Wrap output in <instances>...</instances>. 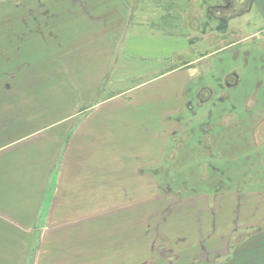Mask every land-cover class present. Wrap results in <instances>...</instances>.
I'll return each mask as SVG.
<instances>
[{
	"label": "rangeland",
	"instance_id": "374dc122",
	"mask_svg": "<svg viewBox=\"0 0 264 264\" xmlns=\"http://www.w3.org/2000/svg\"><path fill=\"white\" fill-rule=\"evenodd\" d=\"M248 2L249 0H233L235 9H251L244 15L235 17L220 12L221 7L226 5V0H123L122 4L120 0H92V3L89 0H0V10L6 11L8 16H2L1 22L13 17L14 7H20V17L26 15L23 19L30 23L24 24L31 25L35 31L37 27L41 28L42 36L37 33V37L45 40L42 28L47 29L50 44H61V39H70L68 46L79 43L75 41L77 34L68 25L73 24V20L68 17L73 18L72 14L75 13V18L84 21L83 16L89 14L91 18L94 16L96 25L98 21H106L112 17L116 27H120L124 17L114 9L113 14L109 11L112 7L120 9L121 4L128 25L121 43L117 46L111 75L103 85L102 92L100 91L104 97L102 100L161 78L166 73L175 72L174 70L183 73L186 70L190 78L186 101L192 110L188 111L183 107L176 116L169 114L170 117L164 125V114H156L153 120L144 123V136L138 137L141 144H146L145 149L147 146L156 148L158 137L155 134L161 132L160 140L163 139L166 143L169 141L164 150L167 152L165 159L156 167L150 166L149 163L154 162L148 158L152 152L146 150L147 153H133L135 145L129 144L130 154L127 153L128 147L121 151L127 157L142 156L144 170L135 171L130 161L122 165L115 163L111 170V191L103 193V196L106 194L112 198L113 205H116V200L122 195L119 190L125 194L123 204L133 205L140 202L141 196L140 205L144 208H139L138 211H145L139 224H135L138 229L122 235V242L115 233L106 241L105 237L101 238L96 246L92 247H85L82 242L81 246L64 242L62 238L57 242L47 240V251H43L45 256L51 257L52 255L48 254L57 252L59 248L61 252L57 264H89L88 260L93 258L99 264L100 260H104L105 252H122L124 256L127 250L129 254L123 257V262L127 260L129 264H213L214 256L209 252L214 251L218 245L215 250L219 249V254L222 255L218 264H264V222L251 225L254 218L264 219V178L260 177L264 174V123L258 132L256 129V144L253 141L255 136L252 138L250 134L242 136V140H239L237 128L226 129L223 133V126L219 122V110L222 106H229L230 102L236 100V91L224 88V74L233 71L241 73L242 57L248 61V57L256 56L250 62L257 66L255 72L258 76L261 75V68H264L261 62L264 59V0H254L251 7ZM125 3L129 6L127 11ZM223 17L226 20L222 19ZM57 18L59 20L56 24L46 27L48 22ZM15 29L17 28H13L10 33L7 31V41L13 38ZM120 33L116 32L114 38ZM1 51L6 53L4 49ZM249 51L250 56L244 54ZM235 52L240 57L238 60L233 58ZM21 53L29 58L37 57L35 49L31 50L28 46H24ZM48 53L46 50V57L49 56ZM5 72L2 68L0 75L3 76ZM255 72L252 73L256 75ZM208 88L214 91L215 96L209 104L204 105L203 100L207 96L203 97V94H206ZM50 109L54 110L55 107ZM220 124L221 130L217 127ZM210 132L212 135L207 136ZM223 135L233 136L228 139L230 143L227 145L238 152H228L222 148V143L219 145ZM81 151L82 149L69 151L72 158L68 170L74 171L79 167L85 170V157H78ZM212 154L216 159L208 161ZM228 156L231 159L235 157L236 160L219 159ZM226 164H229L228 170L224 169ZM232 165L235 173L230 169ZM226 171L231 175L232 182L217 184L216 175H227ZM246 173L250 175V187L239 185L240 188L242 186L246 189L241 191V198L238 196L241 193H234L240 198L237 203V209L238 206L240 209L236 211L238 216H227L218 220L216 214H213V224L202 223V218L210 220L211 213H216L215 209L205 212L208 194L214 196L217 188H228L240 180V175H247ZM71 184L72 182H68L65 186V189L70 190L65 197L60 198L58 195L57 200L64 205L57 220L68 215L70 204L78 200L74 199L76 194L71 191ZM106 184L108 185L109 181ZM132 186H139L137 190L144 188L145 192H136ZM126 189L128 191H124ZM81 194L83 197L91 195ZM93 195L95 199L102 194ZM234 195L224 197L232 204ZM99 205L107 204L100 202ZM217 215L223 216L222 212ZM254 215L256 216L253 217ZM68 225L74 224H64ZM58 226L62 225H58V222L56 225L52 220L49 231H56ZM99 245L103 253L99 252ZM104 246L110 248L103 250ZM64 253L68 256L64 257ZM206 253L207 255L203 256ZM112 261L118 262L119 257L112 258ZM55 262L56 258L46 260L45 264Z\"/></svg>",
	"mask_w": 264,
	"mask_h": 264
},
{
	"label": "crops",
	"instance_id": "0c3cea01",
	"mask_svg": "<svg viewBox=\"0 0 264 264\" xmlns=\"http://www.w3.org/2000/svg\"><path fill=\"white\" fill-rule=\"evenodd\" d=\"M89 1L92 3V0ZM120 1L122 4L123 0ZM121 4L120 9L112 7L109 11L113 14L114 9L124 17L120 27H116L112 17L98 21V25L94 16L91 18L89 14L83 16L84 21L75 18V13L72 14L73 18L68 17L73 20V24L68 25L77 34L75 41L79 42L71 46H68L70 39H61V44H50L47 29L42 28L45 40L37 37V33L42 36L41 28L37 27L38 32L33 30L28 25L30 23L23 19L27 16L20 17V7H14L13 17L3 22L1 17L8 16L6 11L0 10V71L2 68L6 71L3 76L0 75V264H45L46 260L54 258L57 264L61 250L58 248L57 252L48 254L51 257L45 256L43 251H47V240L57 242L62 238L64 242L77 243L79 246L82 242L83 246L92 247L103 237L106 241L116 233L121 239L122 235L138 229L135 224H139L145 211H138L144 208L140 205L141 196L140 202L123 204L125 194L119 190L122 195L113 205L112 198L106 194L103 196V193L111 191V170L115 163L122 165L130 161L135 171L144 170L142 156L127 157L121 151L129 144L135 145L133 153L152 152L148 158L154 162L149 163L150 166L156 167L165 159L167 152L164 150L169 141L160 140L161 132L155 134L158 137L156 148L147 146L145 149L146 144H141L138 137L144 136V123L153 120L154 115L164 114V125L169 114L176 116L183 107L190 111L186 101L190 78L186 70L184 73L174 70L161 78L102 100L104 97L100 91L111 75L117 46L128 25ZM125 7L127 11L129 6L126 3ZM58 20L48 22L46 27H51ZM13 28H17L13 38L7 41V31L10 33ZM116 32L121 33L115 39ZM24 46L31 50L34 48L37 57L24 56L21 53ZM46 50L49 52L48 57ZM244 54L250 56L251 52ZM237 55L235 52V60L240 58ZM255 58L248 57L247 61L242 57L243 71L236 72L239 85L234 90V101L245 103L249 108L254 107L257 100L264 104V91L257 86L259 82H264V68H261V75L258 76L255 72L257 66L250 62ZM261 62L264 64V59ZM52 106L54 110L50 109ZM223 106L227 108V105ZM239 112L241 118L246 119L245 125L249 129L253 126L252 121L263 114V108L255 109L250 118H247L243 108ZM155 118L160 120L159 117ZM232 118H223L226 126L230 124V127L223 125V133L226 129H233ZM263 123L264 119L256 128L262 127ZM218 129L221 130V126ZM73 149H82L78 157H85V170L83 167L68 170L72 158L69 151ZM127 153L130 154L129 147ZM219 159L226 161L225 157ZM68 182H72L71 191L76 194L74 199L78 200L70 204L68 215L57 220L64 205L57 198L58 195L60 198L65 197L70 192L68 188L65 189ZM132 187L136 192H145L144 188L137 190L139 186ZM81 193L91 195L83 197ZM93 193L102 195L94 199ZM223 194L212 197L208 194L205 212L215 209L216 213H211L210 220L202 218V223L213 224V214L218 220L238 216L236 211L240 206L237 209V203L242 196L236 197L237 194L233 192ZM225 195H234L232 204L225 199ZM100 202L107 205H99ZM229 209L232 211H227ZM219 212L223 216H218ZM52 220L56 225L57 222L62 225L56 231H49ZM253 221L251 225H258L264 219L254 218ZM66 222L74 225L64 226ZM100 246L99 252H102ZM109 248L104 246L103 250ZM215 248L209 253L214 256L213 264H218L222 255ZM128 254L126 250L124 256ZM65 256L68 254L64 253ZM117 256L119 261H112ZM124 256L122 252H105L104 260H100L99 264H129L127 260L123 262ZM88 262L98 264L95 258Z\"/></svg>",
	"mask_w": 264,
	"mask_h": 264
},
{
	"label": "flooded vegetation",
	"instance_id": "af4514ba",
	"mask_svg": "<svg viewBox=\"0 0 264 264\" xmlns=\"http://www.w3.org/2000/svg\"><path fill=\"white\" fill-rule=\"evenodd\" d=\"M253 1L254 0H249L248 2V5L249 7H251V5H253ZM221 13L223 15H234L235 17L236 16H241V15H244L246 12L250 11V10H245L243 8H240V9H235V6H234V3H233V0L231 2V0H226V5L221 7ZM249 9V8H248ZM241 10H245V11H241ZM219 11V10H218ZM222 19L226 20L225 17H223ZM233 58H234V55H233ZM264 74V73H263ZM223 84H224V88L227 89L228 91H232L235 90L238 85H239V76L236 72H231L229 74H226L223 76ZM259 88H261V90L264 91V82H259L258 85ZM214 91L211 89L208 88V90L206 91V94H203V97L207 96L205 98V100H203L204 102V105L206 104H209V102L211 101V99L215 96V94L213 93ZM233 104H237L236 102H230L229 103V106H227V108H224V106H222V109L219 110V122H221L222 126H226L225 123H224V120L223 118H230L231 116L234 118H232V126H233V129L237 128V130L239 129V132L237 133V136H239V140H242V136H246L247 134H250L252 135L251 137L253 138V136H255V133H256V126L258 125V123L260 121H262L264 119V104H262V101L261 100H257L256 104L254 107L252 108H249L245 103H238L237 105H233ZM259 107L263 108V114L260 115L258 118H256L255 120H253V126H251L249 129L246 127V122L245 120L246 119H242L241 118V115H240V108H243L246 112H247V118H250V116L253 115V112L255 109H258ZM218 125L217 127H220L221 126ZM227 126H230L227 125ZM257 132H258V129H257ZM212 135V132L208 133L207 136H211ZM219 136V135H218ZM233 136L231 137H226L225 135H223L222 137V140L219 141V145H221L220 143H222V148H225V150H228V152H238L237 150L231 148L230 146H228L227 144H229L230 142L228 141V139L232 138ZM256 144H257V136H255V139L253 140ZM209 144H211V142H209ZM258 146V145H257ZM212 149V148H211ZM216 158L214 157V154H212L210 157H209V160L208 161H214ZM264 159V158H263ZM227 160H236L235 157H232L229 158H226V161ZM264 163V161H263ZM211 165V164H209ZM227 165V164H226ZM237 165V163H236ZM235 165V166H236ZM264 165V164H263ZM256 165H254L253 167L255 168ZM228 167H229V164L227 166H224V169L228 170ZM247 167H248V162H247ZM231 170H234V173H235V169H233V165L232 167H230ZM227 172V171H226ZM232 172V171H231ZM247 174V173H246ZM217 178H218V181H217V184L219 183H223V182H228V181H231L232 182V178L230 177L231 175L229 174V172H227V175H224L223 174H220V175H216ZM240 180L237 181L236 183H232L233 185H229L228 188L226 189H221V188H217L216 189V193L215 194H222L224 195L223 193L225 192H233V193H241V194H238V196H241L242 195V190H246V189H243L242 186L241 188L239 187L240 184H243V186L245 187H250L251 185V180H248V177L250 175H245V174H242L240 175ZM226 177V178H224ZM262 178H264V174L262 173V176H260ZM226 179V180H225ZM236 179H237V176H236ZM252 191V190H250ZM235 193V194H236ZM237 220V218H236Z\"/></svg>",
	"mask_w": 264,
	"mask_h": 264
}]
</instances>
